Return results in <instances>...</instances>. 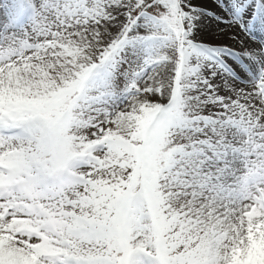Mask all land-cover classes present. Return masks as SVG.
Instances as JSON below:
<instances>
[{
    "label": "snow or ice",
    "instance_id": "snow-or-ice-1",
    "mask_svg": "<svg viewBox=\"0 0 264 264\" xmlns=\"http://www.w3.org/2000/svg\"><path fill=\"white\" fill-rule=\"evenodd\" d=\"M0 264H264V0H0Z\"/></svg>",
    "mask_w": 264,
    "mask_h": 264
}]
</instances>
